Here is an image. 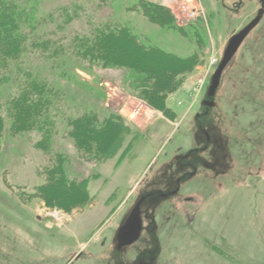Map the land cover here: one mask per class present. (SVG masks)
I'll return each instance as SVG.
<instances>
[{"label": "rangeland", "instance_id": "1", "mask_svg": "<svg viewBox=\"0 0 264 264\" xmlns=\"http://www.w3.org/2000/svg\"><path fill=\"white\" fill-rule=\"evenodd\" d=\"M17 1L34 4L37 39L67 45L98 24L128 25L142 43L199 63L177 74L164 110L120 68L71 61L80 67L73 78L53 68L45 74L62 95L49 147L35 129H10L15 85L0 82V264H264V12L209 95L226 44L260 0ZM148 15H172L175 27ZM27 60L48 67L36 52ZM88 107L100 120L119 117L109 157L84 154L70 134L68 120ZM58 153L65 180L60 169L47 172ZM50 177L56 192L83 180L86 201L70 208L75 196L50 198ZM142 197L140 235L118 248V229Z\"/></svg>", "mask_w": 264, "mask_h": 264}, {"label": "trees", "instance_id": "2", "mask_svg": "<svg viewBox=\"0 0 264 264\" xmlns=\"http://www.w3.org/2000/svg\"><path fill=\"white\" fill-rule=\"evenodd\" d=\"M156 7L153 5V8ZM35 11L34 4L0 0V82H13L15 85L14 91L6 95V112L11 119L10 129L14 132L31 129L39 131L40 146L49 147L53 128L51 111L57 110L62 95L61 89L46 77L45 73L53 68L58 70L57 76L65 78L77 75L81 61L87 62L89 66L99 64L102 67L120 68L134 91L150 106L164 110V96L175 86L177 74L188 71L199 63L196 55L179 56L156 45L142 43L128 25L98 24L86 36L72 37L67 45L53 44L55 42L49 40V47L48 39H37ZM64 15L66 22L72 18L68 11ZM148 17L157 24L175 27L172 15ZM33 52L38 53L48 67H31L27 59ZM71 61L78 66L68 65ZM118 118L110 114L100 120L93 107H88L80 115L68 120L70 134L84 154L101 159L109 157L112 153L110 147L117 145L122 132ZM3 125L4 119L0 113V134ZM56 157V163L47 168L48 175L50 176L53 169H60L65 177L62 180H65L67 176L64 163H61L63 155L58 153ZM49 182L46 192L50 198L59 202L65 200L66 196H75L76 200L72 197V204L68 206L70 208L86 201L83 198V180L79 183L69 181L67 186H62L63 189H58L57 192L55 189L59 181L50 177Z\"/></svg>", "mask_w": 264, "mask_h": 264}, {"label": "water", "instance_id": "3", "mask_svg": "<svg viewBox=\"0 0 264 264\" xmlns=\"http://www.w3.org/2000/svg\"><path fill=\"white\" fill-rule=\"evenodd\" d=\"M261 6L257 11V14L253 19L247 23L242 29H240L237 33H235L226 44V47L223 51V55L221 60L219 61L216 69L212 75V81L209 89V95H212L219 83V79L221 73L227 63L230 61L236 50L238 49L239 45L248 34V32L258 23L260 20L263 12H264V0H260ZM207 105H212L213 101L206 102ZM142 199H139L135 205L133 206L132 210L129 213V216L125 220V222L120 226L118 229V238L122 245H129L135 242L141 232V218H140V203Z\"/></svg>", "mask_w": 264, "mask_h": 264}, {"label": "flooded vegetation", "instance_id": "4", "mask_svg": "<svg viewBox=\"0 0 264 264\" xmlns=\"http://www.w3.org/2000/svg\"><path fill=\"white\" fill-rule=\"evenodd\" d=\"M208 101H211V99L203 100L202 102L205 103V104H207L206 102H208ZM140 199H142V200H141V203H140V206H141V204H142V202L145 200V198L142 197V198H140ZM140 218H141V217H140ZM124 222H125V221H124ZM119 228H120V227H119ZM116 240L118 241V244H117V247H118V248H122V247L126 246V245H122V244H121L120 239L118 238V233H117V235H116Z\"/></svg>", "mask_w": 264, "mask_h": 264}]
</instances>
